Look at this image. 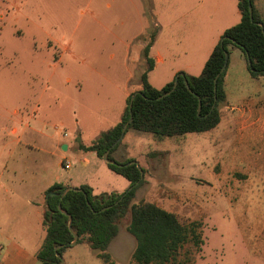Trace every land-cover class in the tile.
I'll use <instances>...</instances> for the list:
<instances>
[{
    "label": "rangeland",
    "instance_id": "374dc122",
    "mask_svg": "<svg viewBox=\"0 0 264 264\" xmlns=\"http://www.w3.org/2000/svg\"><path fill=\"white\" fill-rule=\"evenodd\" d=\"M255 1L264 9V0ZM237 3L0 0L7 16L4 25L0 20V121L16 108L32 114L42 97L51 130L64 127L71 146L63 153L71 167L58 171L62 179L122 192L129 186L125 177L74 145L91 144L120 121L128 97L140 90L151 32L157 31L152 55L160 49L163 60L149 81L162 88L179 72H202L223 32L240 21ZM229 48L227 99L216 128L164 139L131 130L116 155L124 152L144 169L136 203L150 201L183 223H202L205 243L196 264H264V75L253 77L244 52ZM129 222L130 214L108 248L115 264H129L136 248ZM63 259L108 264L86 241L69 247ZM25 264L44 263L30 258Z\"/></svg>",
    "mask_w": 264,
    "mask_h": 264
},
{
    "label": "trees",
    "instance_id": "16d2710c",
    "mask_svg": "<svg viewBox=\"0 0 264 264\" xmlns=\"http://www.w3.org/2000/svg\"><path fill=\"white\" fill-rule=\"evenodd\" d=\"M251 3L253 19L249 0H238L240 21L223 32L202 72L199 75L184 72V76L178 77L177 86L173 90L176 77L162 88L153 86L149 81V72L155 66L150 49L157 31L150 33L149 42L143 50L146 69L141 74L140 93L134 98L132 108L130 109L129 103L133 93L128 97L118 123L104 131L91 144H80L81 149L94 151L100 158L109 150V157L116 160L117 164L107 163L108 167L125 177L129 186L122 192L95 194L91 186L83 184L80 187L87 197L84 192L75 190L68 191L62 197L66 185L53 184L47 190V194H54H50L46 201L43 218L46 235L37 252L39 261L44 264H61L57 252L63 257L72 246L74 235L69 228V216L59 209L61 205L73 218L72 227L79 236L77 243L86 241L97 257L108 264H115L108 248L119 233L120 221L128 214L130 222L127 229L136 238V248L129 264L197 263V256L205 243L202 223L199 220L183 223L174 212L150 201L136 203V191L144 181L141 170L136 163L127 164L134 159L126 157L124 152L120 156L116 155L123 144L122 140L113 147L112 145L120 137L122 128L131 115L132 120L125 134L132 130L152 134L158 139L203 133L218 126L221 121L219 107L227 99L225 75L228 63L221 72L225 63V51L230 54V46L240 48L246 56L250 74L253 77L264 75V32L259 24L263 20L255 8L254 0ZM248 55L251 64L248 63ZM218 73L220 75L215 83ZM142 170L144 173L143 168ZM137 182L139 183L125 194ZM59 245L62 246L56 250Z\"/></svg>",
    "mask_w": 264,
    "mask_h": 264
},
{
    "label": "crops",
    "instance_id": "0c3cea01",
    "mask_svg": "<svg viewBox=\"0 0 264 264\" xmlns=\"http://www.w3.org/2000/svg\"><path fill=\"white\" fill-rule=\"evenodd\" d=\"M255 2L254 0L255 8L262 18L264 9L260 2ZM0 20L3 25L7 22L4 11L0 12ZM14 27L18 26L15 24ZM152 47L150 55L156 65L157 61L163 60V56L160 49L152 55ZM69 82L68 77L66 83ZM41 99L42 97L32 114L26 115L16 108L12 112V118L0 121V241L6 242L5 245H0V250L5 251L0 264H25L30 258L37 259V252L46 235L43 218L47 190L55 183L73 186L70 183L72 181L67 178L63 180L58 172L64 166L63 160H66L63 153L71 148L67 131L61 125L52 126L55 130H51L44 112H41ZM124 137L123 143L126 142ZM63 144L67 145L66 150L62 149ZM74 148L81 150L77 143ZM91 152L98 160H104L96 152ZM90 161L86 159L84 165L88 166ZM83 184L91 186L95 194L111 192L100 191L89 183H81L78 187Z\"/></svg>",
    "mask_w": 264,
    "mask_h": 264
},
{
    "label": "water",
    "instance_id": "95a60500",
    "mask_svg": "<svg viewBox=\"0 0 264 264\" xmlns=\"http://www.w3.org/2000/svg\"><path fill=\"white\" fill-rule=\"evenodd\" d=\"M249 2H250V4H249L250 15H251V18L253 19V7H252L251 0H249ZM259 24H260V26H262V28H263V32H264V23H263V22H259ZM247 58H248V63L251 64V58H250V56L248 55ZM228 59H229V53H228L227 51H225V63H224V65H223L222 69H221V72L225 70V68H226V66H227V63H228ZM221 72H220V73H221ZM220 73L217 74V76H216V78H215V83L217 82V79H218ZM180 75L184 76V72H180L179 74L176 75V79H175L174 86H173L172 90L177 86V83H178V77H179ZM186 82H187V80H186ZM187 84H188V82H187ZM188 86H189V85H188ZM215 88H216V86H215ZM172 90H171V91H172ZM138 93H140V91H137V92L133 93V95H132V97H131V99H130V103H129V107H130V109L132 108V104H133L134 98L136 97V95H137ZM168 93H170V91L167 92L166 94H168ZM200 108H201V102H199V107H198V109L200 110ZM131 120H132V115H131V117H130V120L124 124V126H123V128H122V132H121L120 137L116 140V142L112 145V147H113L116 143H118L119 141H121V140L123 139V137H124V135H125V132H126V130H127V127H128V125H129V123H130ZM62 149H63V150H66V149H67V145H66V144H63V145H62ZM103 159H104L107 163L117 164L116 160H114V159H112V158L109 157V150H107V151L103 154ZM131 163H136V164L138 165V167H139L140 170H141L142 177H143V170H142V167L139 165V163H138L137 161L134 160V161H130V162H128L127 164H131ZM138 183H139V182H137L136 184L130 186V187L128 188V190L125 192V194H126L128 191H130L131 189H133V187H134L135 185H137ZM70 190L82 191V192H84L85 196L87 197V194L85 193V191L83 190V188H81V187H76V186H66V188L63 190L61 196L63 197V196H64L68 191H70ZM50 194H54V192H49V193L47 194V199H48V197H49ZM125 194H124V195H125ZM124 195H123V196H124ZM123 196L121 197V199L123 198ZM88 203H89V202H88ZM59 209H60L64 214H67V215L69 216V228H70V231H71V232L73 233V235H74V240L71 242V245H74V244H76V243L78 242V240H79V236H78V234L76 233V231H75V230L73 229V227H72L73 218H72V216H71L68 212H66L65 210H63V208H62L61 205L59 206ZM61 246H62V245L57 246V247H56V250H57L59 247H61ZM57 256H58L59 258H61V264H66V263H65V260L63 259V257L61 256V254H60L59 252H57Z\"/></svg>",
    "mask_w": 264,
    "mask_h": 264
},
{
    "label": "built area",
    "instance_id": "2783aa9c",
    "mask_svg": "<svg viewBox=\"0 0 264 264\" xmlns=\"http://www.w3.org/2000/svg\"><path fill=\"white\" fill-rule=\"evenodd\" d=\"M63 165L65 168H70L71 167V163L67 160H63Z\"/></svg>",
    "mask_w": 264,
    "mask_h": 264
}]
</instances>
